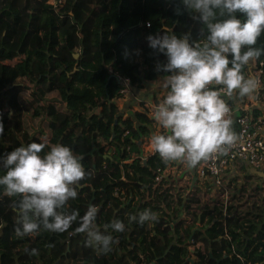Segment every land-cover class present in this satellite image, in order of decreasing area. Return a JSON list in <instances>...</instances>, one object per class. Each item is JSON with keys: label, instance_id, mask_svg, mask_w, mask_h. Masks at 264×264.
<instances>
[{"label": "trees", "instance_id": "trees-1", "mask_svg": "<svg viewBox=\"0 0 264 264\" xmlns=\"http://www.w3.org/2000/svg\"><path fill=\"white\" fill-rule=\"evenodd\" d=\"M50 1L0 0V167L6 153L42 138L68 146L91 173L68 202L69 211L83 216L92 201L98 225L119 219L126 227L111 232L107 253L87 246L86 235L74 233L76 222L64 233L17 238L15 198L0 186V264H264V203L242 209V186L231 195L239 202L227 206L228 216L222 204L192 211L198 199L185 203L173 194L174 183L162 190L166 182H155L156 168L165 166L159 156L140 155L144 137L158 128L149 107L143 104L145 109L124 118L119 105L120 77L141 87L168 74L157 71L167 56L149 46V35L171 29L177 37L198 40L206 35L203 23L183 0ZM262 46L264 34L256 45ZM166 199L170 206L181 204L184 219L168 210L157 213L158 222H149L140 240V224L129 217L156 211L155 203ZM186 220L191 223L183 231ZM33 248L38 256L29 255Z\"/></svg>", "mask_w": 264, "mask_h": 264}, {"label": "clouds", "instance_id": "clouds-1", "mask_svg": "<svg viewBox=\"0 0 264 264\" xmlns=\"http://www.w3.org/2000/svg\"><path fill=\"white\" fill-rule=\"evenodd\" d=\"M183 3L193 18L203 23L201 31L206 35L192 40L190 34L177 37L165 29L164 35L147 37L152 49L167 56L157 71L168 73L152 85L164 95L152 106L151 118L160 131L152 133L150 146L165 165L182 163L195 169L213 154L225 152L237 139L228 101L251 97L261 89L260 78L246 70L264 55V46L256 47L264 34V0ZM237 13L246 19L238 18ZM3 132L0 123V135ZM82 160L70 147L49 145L46 138L5 154L0 186L4 195L15 198L11 207L17 214V238L41 231L64 233L76 222L74 233L85 234L87 246L100 253L111 250V232H124L123 221L113 219L100 226L95 205L88 206L83 216L67 207L77 198L80 182L91 175ZM158 219L151 209L129 217L141 225ZM29 255L38 256L39 252L33 248Z\"/></svg>", "mask_w": 264, "mask_h": 264}, {"label": "built area", "instance_id": "built-area-1", "mask_svg": "<svg viewBox=\"0 0 264 264\" xmlns=\"http://www.w3.org/2000/svg\"><path fill=\"white\" fill-rule=\"evenodd\" d=\"M63 1L59 0L58 3ZM50 2L52 4L57 3L55 0ZM148 25L150 26V23ZM249 72L260 78L261 89L251 97L228 101L232 110L231 118L235 123V128L233 129L237 137L235 143L227 147L225 152L213 154L210 159L201 162L195 169H190L182 163L158 166L155 170V182L161 184L164 181L166 182L162 190L174 183L175 191L179 187L176 198L183 199L185 203L195 199L194 196L197 190H210L212 193L223 190L222 196H219V200L222 201H216L215 204L224 205V214L226 216L229 215L227 206L233 204L231 195L236 187L244 186L247 189L243 192V196L247 200L252 198L253 191L264 194V183L255 182L252 186L248 185L247 182L241 183L242 177L237 172L239 167L246 165L264 173V60H259L251 65ZM119 79L123 86L121 93L124 97L133 94L134 85L131 80L127 77H120ZM125 88L128 90H124ZM140 155L143 159L153 155L159 156L153 149L148 150V152L144 149L143 154L142 146ZM114 193L117 196L120 195V189L116 187ZM257 200L258 197L254 199L256 202ZM262 203H264V200ZM185 212L186 210L184 215ZM238 257L243 260L240 254H238Z\"/></svg>", "mask_w": 264, "mask_h": 264}, {"label": "rangeland", "instance_id": "rangeland-1", "mask_svg": "<svg viewBox=\"0 0 264 264\" xmlns=\"http://www.w3.org/2000/svg\"><path fill=\"white\" fill-rule=\"evenodd\" d=\"M122 114L124 118L129 117V114H127V112L125 110H122ZM133 115V114H132ZM156 131H160V129H156L153 132ZM152 132V133H153ZM151 134H149L148 136L144 137V141H143V145H142V151L144 154V149L145 151L148 152V150L152 149L150 146V137ZM141 153V152H140ZM239 174L242 177L241 183H246L248 185L254 184L255 182L262 184L264 183V180L261 177H258L257 175H250L249 169L247 166L241 167L239 169ZM207 186H211L210 184H206ZM179 192V187H177V191H173V194ZM223 190L217 191V192H211L210 190L205 191V190H197L195 192V199H198L200 202H192V208L191 210H196L195 208L199 207V206H203L204 204H208V205H214L216 201H222L219 200V196H222ZM256 195V196H255ZM255 197V198H253ZM258 197L257 202L258 203H262V201L264 200V194L263 193H258V191H253V196L251 199L247 200V198H245V196H241V202H247V204H245V206L242 209L246 210V207H248L250 204H252L254 202V199H256ZM163 199V198H162ZM169 199L165 200V204L162 203H155L158 204L160 207H158L156 211H153L155 213H161L165 210L170 211L174 216H176L178 219L183 220L185 215H184V208L181 206V204L179 203H171V206L167 204V201ZM238 200L233 201L234 205L238 204ZM191 223V221L186 220L185 223L182 226V230L183 231H188L187 227L189 226V224ZM148 224L149 222L143 224V225H139L138 230H139V239L143 240L146 237V234L148 233ZM176 223H173V225L175 226ZM194 231V230H193ZM193 233V232H192ZM192 235V234H191Z\"/></svg>", "mask_w": 264, "mask_h": 264}, {"label": "crops", "instance_id": "crops-1", "mask_svg": "<svg viewBox=\"0 0 264 264\" xmlns=\"http://www.w3.org/2000/svg\"><path fill=\"white\" fill-rule=\"evenodd\" d=\"M160 77L159 79H161ZM157 79V80H159ZM145 81L143 86L133 88V94L127 95L126 97L119 100V105L121 110H125L127 114L132 115L136 110H143L145 109V106L143 104H146L147 107H150L149 109L152 111V106L159 103L164 93L158 88L154 87L152 89V85L155 81ZM235 128V123L232 124V130ZM159 129V127H158ZM246 165H242L241 167H244ZM239 167V169L241 168ZM249 169V174H252L251 167L247 166ZM239 170L237 169V172ZM258 176V175H257ZM259 177V176H258ZM262 178V177H261ZM263 179V178H262ZM264 180V179H263Z\"/></svg>", "mask_w": 264, "mask_h": 264}, {"label": "water", "instance_id": "water-1", "mask_svg": "<svg viewBox=\"0 0 264 264\" xmlns=\"http://www.w3.org/2000/svg\"><path fill=\"white\" fill-rule=\"evenodd\" d=\"M238 100H240V99H238ZM250 171L252 172V174H254V175H258L259 177H262V178L264 179V173H263V172H261V171H257V170H255V169H253V168H251ZM195 179H196V178H195ZM90 205H92V201L90 202ZM194 233H195V230L193 231V233H192V235H191V237H190V240H192ZM155 262H156V261H154V263H155Z\"/></svg>", "mask_w": 264, "mask_h": 264}]
</instances>
